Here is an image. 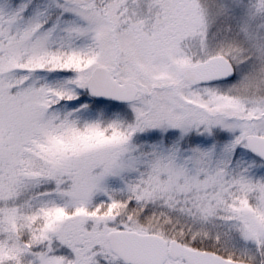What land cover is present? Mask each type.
Listing matches in <instances>:
<instances>
[{
  "label": "snow or ice",
  "instance_id": "obj_1",
  "mask_svg": "<svg viewBox=\"0 0 264 264\" xmlns=\"http://www.w3.org/2000/svg\"><path fill=\"white\" fill-rule=\"evenodd\" d=\"M0 264H264V0H0Z\"/></svg>",
  "mask_w": 264,
  "mask_h": 264
}]
</instances>
